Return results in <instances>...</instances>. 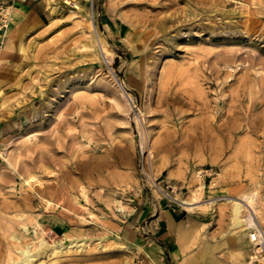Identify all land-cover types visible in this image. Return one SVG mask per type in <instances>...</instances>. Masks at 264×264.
Masks as SVG:
<instances>
[{
	"label": "rangeland",
	"instance_id": "374dc122",
	"mask_svg": "<svg viewBox=\"0 0 264 264\" xmlns=\"http://www.w3.org/2000/svg\"><path fill=\"white\" fill-rule=\"evenodd\" d=\"M42 3L0 0V264L41 237L64 250L47 264H166L165 208L199 223L181 264L209 242L214 264H242L241 193L258 194L264 231V0ZM248 247L243 264H261Z\"/></svg>",
	"mask_w": 264,
	"mask_h": 264
},
{
	"label": "bare ground",
	"instance_id": "6f19581e",
	"mask_svg": "<svg viewBox=\"0 0 264 264\" xmlns=\"http://www.w3.org/2000/svg\"><path fill=\"white\" fill-rule=\"evenodd\" d=\"M70 3L71 2L67 1V4H70ZM26 8L27 7L24 4L21 5L20 7L14 8L16 10V13H15L16 16L25 18L26 14L25 12H23L24 11L23 9H26ZM75 8L79 9V6L76 5ZM5 31H6V34L10 32L8 27ZM100 42H101L100 45L104 47L103 40L102 41L100 40ZM197 175L198 177H200L199 176L200 172H198ZM28 178L26 179L24 178V182H26L29 186L30 184L28 182ZM153 181H154V177H152V182ZM157 189L159 192L162 191L161 187H157ZM203 189H204V186L201 184L199 188L197 187V190L191 191V196L193 200H189L185 202L184 205L187 206L189 209H192L193 206L196 204V200H199V198L201 197ZM257 197H258V194L256 192L255 193L243 192L240 194V198L242 199V202L240 203L237 201L232 202L231 224H232L233 230H235L233 233V236L235 238V242L237 244L239 251L241 250L239 253L242 257H244L245 254H248V251H249L248 244H250L251 246L252 245L255 246V243L250 241V236L252 234H255V232L259 230L264 238V231L260 228V225L257 223L253 215V211H252V209L254 210L259 209ZM118 204H119L118 210L122 213V215L123 216L127 215L125 206L119 202ZM14 224L15 223L12 220L7 221L4 227V230L10 232L9 236L11 237V239H15V241L18 242V240L21 239L22 237L18 236L19 234L17 235L14 231L12 232V230L15 229ZM19 225H22L26 228V225L25 224L23 225V222L19 223ZM239 231H240V234L238 233ZM247 237L249 238V240L246 239ZM76 247H81V250L85 248L83 244L77 245ZM62 249L55 250L54 246L48 244L41 237L40 243L34 242L31 244V247H29V244H26L25 246H22V247L17 246L15 251L9 248L6 264H47L48 262L44 261V259L52 257V256L55 258V262L57 263L59 262V257H61V255H63L64 253L63 252L64 250L62 251ZM12 251L16 255L20 253L21 256L18 255L19 258L17 259L14 258ZM258 251H260V249H258ZM49 252L51 253L48 254ZM251 258H255V257L252 256ZM259 261L261 264H264V258H261Z\"/></svg>",
	"mask_w": 264,
	"mask_h": 264
},
{
	"label": "crops",
	"instance_id": "0c3cea01",
	"mask_svg": "<svg viewBox=\"0 0 264 264\" xmlns=\"http://www.w3.org/2000/svg\"><path fill=\"white\" fill-rule=\"evenodd\" d=\"M33 1L36 6L41 8L42 12L47 10L42 3V0ZM157 213L158 214L156 215L155 211L156 218L153 219V222L159 224V230L153 231V237L155 239L154 242H156L153 245L152 250L159 253L162 252L167 259L166 264H173L174 262L175 264H181L182 252L184 251L189 239L193 236L195 228L197 227V225H199V223L192 218H188V220H179L180 218H178L175 213L167 208L163 210L161 209L157 211ZM145 216L146 212L142 210L136 215L135 218H133V220L134 222H136L137 218L139 220H142ZM220 237L223 238L222 235ZM229 237L234 239V246L231 248V251L237 256V258L240 259L241 263L243 264L244 262H246V256L242 257L240 255L234 236L231 234L229 235ZM159 240H163V242H158ZM179 240L180 243H178ZM221 244L222 243H218V245L214 244L215 247L213 248V244L209 242V245H207V247L203 251L188 258L185 264H214V262L211 261L212 257L214 256L215 250L221 249ZM202 257L203 259H201ZM218 262L219 263L215 264H223L221 261Z\"/></svg>",
	"mask_w": 264,
	"mask_h": 264
},
{
	"label": "built area",
	"instance_id": "2783aa9c",
	"mask_svg": "<svg viewBox=\"0 0 264 264\" xmlns=\"http://www.w3.org/2000/svg\"><path fill=\"white\" fill-rule=\"evenodd\" d=\"M23 1H25V0H23ZM87 1H89L91 4H93L94 3V0H87ZM142 170H146V166H145V164H143L142 165ZM205 172H207L206 170H205ZM152 181V180H151ZM155 186H157L156 185V179H154V181L152 182ZM158 187H161V186H158ZM161 189H162V193H163V195H164V197H166L169 201H171L172 203H175V201H176V199L174 198V194H176L177 193V189H176V187H174L173 185H171V184H168V183H166L165 185H164V187H161ZM250 241L251 242H253V243H255V247L257 248V249H260V253L261 252H264V238H263V236H262V234H261V232L259 231V230H257L256 232H255V234H252L251 236H250Z\"/></svg>",
	"mask_w": 264,
	"mask_h": 264
}]
</instances>
